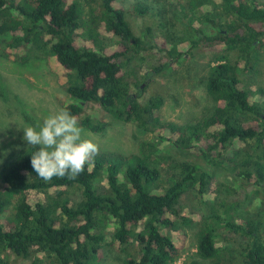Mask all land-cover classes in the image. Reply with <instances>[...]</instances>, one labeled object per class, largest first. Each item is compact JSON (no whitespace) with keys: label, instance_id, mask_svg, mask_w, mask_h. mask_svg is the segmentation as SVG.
Masks as SVG:
<instances>
[{"label":"trees","instance_id":"obj_1","mask_svg":"<svg viewBox=\"0 0 264 264\" xmlns=\"http://www.w3.org/2000/svg\"><path fill=\"white\" fill-rule=\"evenodd\" d=\"M156 1L163 3L160 10L169 7L185 18L193 36H170L169 45L148 29L139 38L116 0H95L97 11L87 29L80 0H0V53L20 63L37 53L53 58L64 78V109L84 129L100 134L110 124L88 113L91 106L142 134L154 133L138 153L99 149L77 178L54 177L47 183L30 163L37 148L26 143L14 150L0 170V251L31 264H101L105 246L124 249L133 243L138 255H128L124 264H176L190 250L188 230L197 227L195 256L201 264H264V215L238 214L246 200L232 201L233 193L211 201L214 173L165 150L170 145L189 151L229 172L247 202L254 200L250 188L264 191V90L244 84L259 62L264 2ZM147 9L142 4L138 12ZM100 29L119 40L118 50L105 51ZM148 37L156 41L158 64L146 68L150 71L142 78L129 77L130 62H144L153 48ZM196 51L221 54L210 59L214 65L207 77L213 112L194 125L163 122L161 91L147 95L144 82ZM231 51L239 52V61L228 58ZM160 160L169 162L167 168ZM234 195L239 196L237 190ZM191 196L196 209L187 204ZM221 229L233 236L224 248L217 243Z\"/></svg>","mask_w":264,"mask_h":264},{"label":"rangeland","instance_id":"obj_2","mask_svg":"<svg viewBox=\"0 0 264 264\" xmlns=\"http://www.w3.org/2000/svg\"><path fill=\"white\" fill-rule=\"evenodd\" d=\"M80 1L84 8V22L87 24V29L92 26L90 18L92 12L97 11V6L95 0ZM259 1L264 2V0ZM156 2V0H116V7H120L125 11L126 20L139 38H143L148 29H151V33L155 38L163 39L169 45L171 42L166 38L170 36L174 39L193 36L192 33L189 34L188 21L185 18L176 16L175 11H170L169 7L160 10L159 7L163 3L158 4ZM171 2L176 4L179 0H172ZM142 4L148 9L141 15L138 8ZM195 24L197 27L200 26L197 20ZM200 27L205 28L204 24H201ZM100 30L102 32L100 41L105 51L118 50L119 40L117 38L110 39L107 32ZM148 40L153 47L151 50L153 53L149 51L150 54L144 62L139 60L130 62L126 68L129 77L134 73V75L142 78V74L150 71L147 69L158 64L159 55L157 52L159 50L156 47V41L150 37H148ZM259 52L260 57L256 69L254 73L244 77V84L255 88L260 87L264 90V41ZM218 53L196 51L195 57L187 56L186 59L172 64L171 70L158 76L153 75L144 82L147 95L151 94L152 91H161L164 98V105L160 112L163 122L180 126L194 125L211 115L215 104L207 94V77L210 66L214 65L210 62V59L221 55ZM226 55L232 62L240 59L237 51H231ZM63 80L62 71L53 58L49 57L47 59L37 53L33 54L26 62L20 63L8 60L0 53V170L9 154L27 143L23 139V130L27 126H34L38 122L42 123L43 119L49 114L65 108L68 102L61 87ZM87 112L95 114L101 119H106L110 123L107 129L100 134L85 129L91 134V138L95 140L102 151L135 154L138 153L144 143L153 139L154 133L152 131L142 134L133 124L114 121L101 109L89 106ZM165 150L178 161L197 163L214 173L216 183L213 187L214 195L210 196L211 201L217 200V202H220L233 193L232 201L241 200L243 202L246 200V204L239 208L238 214L246 217L258 213L264 215L263 190L255 187L250 188L249 194L254 200L247 202L246 192L232 184L229 179V172L222 168L210 167L201 158L196 157L189 151L181 152L170 145H166ZM160 161L162 167L167 168L169 162ZM236 190L239 193L238 197L234 195ZM189 199L187 198V204L190 205L191 209H196L199 205L195 198L191 196ZM257 200H259V203H256ZM196 232L197 227L188 230L187 246L190 250L176 264H192L197 261L201 264L203 262L200 263L195 256ZM230 237L233 236L226 230L221 229L217 238L218 246L224 248L227 247L226 245L232 244L233 242L227 240ZM110 244L104 248L101 264H124L123 261L128 255L136 257L138 255L136 244L132 243L124 249H119L115 243ZM0 264H31V262L18 258L13 253L0 251ZM44 264H49V261L44 262Z\"/></svg>","mask_w":264,"mask_h":264},{"label":"clouds","instance_id":"obj_3","mask_svg":"<svg viewBox=\"0 0 264 264\" xmlns=\"http://www.w3.org/2000/svg\"><path fill=\"white\" fill-rule=\"evenodd\" d=\"M23 133L24 141L37 148L31 155V166L46 183L54 177L77 178L99 154V145L91 134L64 108L46 116L42 123L27 126Z\"/></svg>","mask_w":264,"mask_h":264}]
</instances>
